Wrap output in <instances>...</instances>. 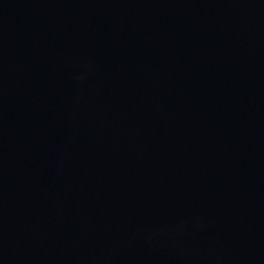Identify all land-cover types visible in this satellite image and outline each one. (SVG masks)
<instances>
[{
  "label": "water",
  "instance_id": "1",
  "mask_svg": "<svg viewBox=\"0 0 264 264\" xmlns=\"http://www.w3.org/2000/svg\"><path fill=\"white\" fill-rule=\"evenodd\" d=\"M0 264H264V0H0Z\"/></svg>",
  "mask_w": 264,
  "mask_h": 264
}]
</instances>
